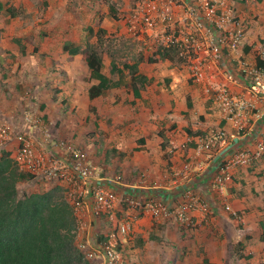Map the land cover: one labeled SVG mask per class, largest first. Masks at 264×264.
<instances>
[{"label":"built area","instance_id":"built-area-1","mask_svg":"<svg viewBox=\"0 0 264 264\" xmlns=\"http://www.w3.org/2000/svg\"><path fill=\"white\" fill-rule=\"evenodd\" d=\"M159 1L147 0L128 20L127 32L144 41L157 33V18L163 24L175 16L171 25H176L180 35L168 39L163 46L179 48L188 63L189 80L204 85L221 121L231 123L236 129L234 138L246 144L254 143L253 149L237 147L226 158L222 148L228 135L223 128L217 129L199 139L194 157L182 165L178 175L186 180L205 176L210 170L212 184L222 193L231 179V169L248 167L264 154V108L252 113L255 110L252 100L259 96L264 99V39L255 43L251 62H237L236 70L220 72L224 62L232 65L227 56L235 55L245 40L246 28L238 14L225 0H179L185 9L182 16L169 12ZM218 72L221 84L213 82ZM234 72L245 82L241 96L232 88L238 84ZM251 115L259 125L246 129L244 123ZM15 123L12 120L0 122V150L15 141L11 157L20 173L31 176L32 180L64 188L75 215L76 246L90 262L125 264L121 246L132 232L136 218L130 212L139 210L140 214L147 213L154 218L174 212L181 223L190 226L189 211L208 210V205L195 199L190 192L175 211L167 204L141 203L135 199V191L143 189L144 175L138 176V183L128 184L123 183L121 174H107L80 146L55 139L50 123L31 110L23 112L20 126ZM119 208L124 214L122 219L116 216ZM224 210L236 221L241 220L239 213L229 205H225ZM103 226L107 229L96 231Z\"/></svg>","mask_w":264,"mask_h":264},{"label":"rangeland","instance_id":"rangeland-1","mask_svg":"<svg viewBox=\"0 0 264 264\" xmlns=\"http://www.w3.org/2000/svg\"><path fill=\"white\" fill-rule=\"evenodd\" d=\"M93 1L97 2L95 8L97 12L95 16L90 13V11L93 10L92 7H90L92 10L88 8L90 3L88 2L84 4L83 0H2L5 5V9L0 15L2 23H4V20L8 17L6 12L8 5H10L9 7H14L16 10H19V13L13 20L15 23L12 24V26H8L6 29L7 31H4L3 35L0 37V54L5 57V60L0 62V69L2 70L0 72V92L2 91L3 94L7 96V103L10 102V104H19L26 101L25 98H30V101L37 103V116L45 120L46 123H50L55 139L61 138L72 141L74 144L80 146V148L92 158L94 157V161H98L101 158L109 160L110 164L114 162L113 164L115 166L112 170L115 174H122V181L123 183H126L132 179V177L135 180V176L138 177V172H132V174L127 176L124 175L123 168L130 167V171H132V167H137L136 164L146 162L147 158L145 154H138L137 152L141 146L140 136L142 130H139L140 127L136 128L135 120L142 116V114L138 115L140 112L137 109L138 107L141 108V98L137 99L138 105H136L135 101L132 103L130 99L133 97L131 96L130 91L124 87H120L115 88L110 92L111 100L104 102V99L101 98V100L95 104H91L90 102V104L88 102L86 103L84 95L87 94V90L90 87L87 71L79 67V65L83 64L81 60H73L72 62L70 60L65 63V65L63 64V66H57L59 69L58 73H61L62 70L64 75L57 74L56 77H53L55 79L53 80L50 89L44 85L42 86L46 92V97L42 98L48 103L47 110L43 111V109L40 108L41 102L35 98L33 99L31 96V94H34V91H38L37 89L33 91V89L37 85L39 86L41 81L38 79L39 77L32 79V72L38 69V65L40 68L44 66V62H42L43 59H39L38 57L43 53L42 49H44L45 42L50 39H61L60 41L69 39L72 40V42L82 43L84 45L87 41L86 36L90 33L89 42L95 43V33L101 28L104 31L103 40L105 44L110 46V50L112 49V51L116 52V61L118 65H122L124 63H134L136 58L140 55L145 59L153 57V51L156 46L166 45L168 39L177 37L180 34L177 33L176 25H171V21L176 19L175 16H173V20L163 24L157 18L156 24L159 28L157 33H154L151 38H145L144 41L137 40L127 32L126 26L130 17L133 16L136 11H139L145 5L147 0ZM225 2L242 19L246 28L245 33L250 29V32H248L250 36L249 39L255 37H257V41L264 39V0H262L261 3H258L255 0H225ZM159 4H161V6L164 4L163 7L169 9V12H173L175 15L180 14L182 16L185 10L179 0H160ZM110 6L114 7L116 11L115 15L118 20H112L108 14H104L103 12L104 18L99 22L101 11H103V9L108 11ZM81 20H84L80 22L82 28H67L64 26L65 30H57L56 32L53 30V32L51 31L56 25H62L64 23L66 25H71L73 21L77 22ZM85 22L88 23V26ZM90 28L91 32H89ZM262 30L263 32L261 33L260 31ZM55 33H58V36H55ZM19 34L21 38H18V43H12L10 39ZM181 37H185V35H182ZM19 56L20 59H17ZM187 66L188 63L177 68L167 62L155 64L144 62L141 65V71L154 77V83L152 85L154 89L157 85H162L165 88H168V86L171 85V82H173V79L170 76V78H168V76L165 75L175 71V74H177L174 81L175 87L178 89L180 88V92L182 93L181 96L177 97L175 103L178 104L179 102L184 106L182 108H185L187 107V101L189 98L185 93L187 91L186 87L189 86L191 81L187 77ZM110 78L113 81H117L119 76L114 74L111 75ZM130 81V74L125 71L123 82L129 83ZM157 81L159 82L156 83ZM42 87H40L41 90ZM55 89L59 91L58 94L55 92ZM145 91L146 89L142 90V92ZM23 92L27 93L25 98L22 95ZM8 93L10 94L9 97L7 95ZM48 97H51L50 99L53 101L50 102ZM68 97H72V99L70 100ZM23 112L24 111L17 113L11 112L10 115H8L7 112H0V121L12 120L17 122L18 119L21 120ZM210 112L214 113L213 110H210ZM149 114L150 115L148 116H151V114L154 113L150 112ZM153 121L154 120L150 121V124L144 126L143 134L146 132L145 130H147L148 126L152 124L156 125ZM17 125L19 126V124ZM156 127L157 129L155 131H166L160 125H157ZM22 129L24 130L23 127ZM180 134L181 132H179V135ZM116 143L121 144L122 146L123 150H121L120 154L116 153V148H111L116 147ZM153 144V142H150V150L155 153V156L154 154L152 155V159L156 164L159 163L162 169L168 170L171 165V157H168L166 152L160 154L159 152L161 151H159V149V152L156 153L157 150L153 149L155 146V144L154 146ZM169 172L170 171H168V173ZM47 184L48 183L36 180H34L32 184L22 182L18 187L19 194L22 196L24 194H31L45 190ZM161 191H164L163 188L155 190L153 194L148 191L147 194L145 188H143V190L138 189L135 191V199L141 203L153 201L161 204L162 201H164L163 198L162 200L158 199V195ZM204 202L208 204L207 200H204ZM215 207V205L208 204V210L206 211L205 217L211 216L212 214L209 213H213ZM119 209V211L116 210V216L122 219L124 214L123 211H121V208ZM130 213H132L131 216L136 217L135 222L143 217L139 210ZM104 223L105 222L103 221L102 224ZM195 228L196 231L189 230V233L184 234H181V231L183 232L182 229L180 232L177 230H174V232L172 231V234L175 233L176 235H179L181 240L186 242L185 244L182 243L184 246L180 247L186 248L187 250L185 253H189L188 255L185 254V259L183 258L184 256H182L183 254H178L175 258L173 257L172 260L174 261V264H198V261H201V259L205 260L204 258L210 245L207 244L206 241L203 242L204 238H202L201 235L203 233L199 229V226L196 225ZM207 228L212 227L208 226ZM96 231L98 230L96 229ZM212 232L214 234L213 230ZM131 235L132 234L130 233L126 238H129ZM215 235H217V232H215ZM217 240L220 239L217 237ZM167 242H170L172 245L167 246ZM158 243L160 244L159 246L166 247L168 250L170 247L174 248L178 246L181 241L179 240L176 245V240L173 241L170 238L165 239L164 236H162ZM166 248H164V254H161L162 256H159L160 253L158 252V257L156 251H153L152 249L148 252L138 250L133 251L129 253V255H123L124 263L164 264L165 258H168L164 256ZM230 249L232 250V248L227 246V250ZM235 262V260L233 262L228 261L226 264H236ZM93 263L101 264L96 262ZM207 264L213 263L209 262Z\"/></svg>","mask_w":264,"mask_h":264},{"label":"crops","instance_id":"crops-1","mask_svg":"<svg viewBox=\"0 0 264 264\" xmlns=\"http://www.w3.org/2000/svg\"><path fill=\"white\" fill-rule=\"evenodd\" d=\"M83 1L84 4L88 2L90 3L88 5V8L90 10L93 9L92 11H90V13L95 16L97 12L95 10L97 2H94L93 0ZM0 3L2 5V10H0L1 15V13L5 9V5L2 0H0ZM9 6L10 5H8V8H10ZM90 7H92V9ZM8 8H6V12ZM103 12L104 14H108V11L104 9L100 14H103ZM14 19L10 20L9 15L4 20V23H2L0 19V37L1 35H3L4 31H7L6 29L8 26H12V24L15 23L13 21ZM8 20L9 23L7 24L6 21ZM82 21L84 20L77 21L78 23L73 21L71 25H66L65 23L62 25H56L55 28L51 29V31L53 30L56 32L57 30H65V27L82 28V24L80 23ZM86 22L85 24H87L88 26V23ZM248 32H250V29L245 33L244 43L241 45L237 53L235 55L232 54L227 56V59L229 60V62H231L232 65L224 62L223 66L220 69V72L225 71L226 69L234 71L237 69V62H251L254 59V45L257 42V37L249 39L250 36ZM260 32L262 33L263 30ZM55 36H58V33H55ZM18 38H21L20 34L16 35L10 40L12 43H18ZM60 40L50 39L45 42L44 49H42L43 53L38 57L39 59H43L42 62H44V66L40 68V66L38 65V69L36 68L37 70L32 72V79L39 77L38 79H40L41 81L39 83V86L37 85L33 89V91L35 89H37L38 91H34V94H31V96L33 99L35 98L36 100L41 102L40 108H42L43 111L47 110L48 103H46V101L42 98L46 97V92L42 86L44 85L45 87H48L50 89L52 82L55 79L53 77H56L57 74L64 75V72L62 70L61 73H58V65L63 66V64L65 65V63L69 62L70 60L71 62L73 60H81L83 64L79 65V67L85 69L89 77V70L86 67L82 55L79 54L73 56L72 58H68L67 55L63 52V46L66 43H71L74 45L83 44L72 42V40L69 39H64L62 41ZM17 59H20V56ZM3 60H5V57L0 54V62H2ZM141 65L142 63L139 66V73L146 76L148 79H152L153 81L150 85L139 89V98H135L134 92L130 91L131 96L133 97L130 99V101H132V103L135 101L136 105H138L137 99L141 98L142 101L141 108L138 107L137 109L140 112V114L138 115L142 114L143 118L141 116L139 117V119L135 120L136 128L140 127L139 130H142L140 136L141 146L137 152L138 154H145L147 158L146 162L136 164L137 167H132V171H130V167H124V175L129 176L130 174H132V172L136 171L138 172V176L140 174L144 175L142 179L144 180L143 188L147 190V194L148 191L149 193L153 194L155 190L163 188L164 191H161L159 193L158 199L162 200L163 198L164 201H162L161 204H167L168 207L172 208L174 211L178 207L182 206L184 198L189 192L195 199H198L202 202H204V200H207L208 204L215 205L216 207L213 213H209L212 215L206 217V212H202L197 209H192L191 211H189L187 217L191 221L190 226H186L181 223V221H179L174 216V212L167 216L161 215L157 218H154L147 213H143V217L135 222V225L131 232L132 235L129 238H125L123 240V244L121 246L123 255H129V253L137 250L148 252L152 249L153 251H156L157 257L158 252L160 253L159 256H162L164 254V248L166 247L159 246L160 244L158 243V241L162 238V236H164L165 239L170 238L173 241L176 240V245L178 244L179 240L181 241V243L174 248L170 247V249L168 250L166 248V253L164 256L168 258H165L164 264H174V261L172 260L173 257L175 258L176 255L183 254L182 256H184L183 258L185 259V252L187 249L184 247H180L184 246L182 245V243L185 244L186 242L182 241L179 235H176L175 233L172 234V231L174 232V230H177L180 232L182 229L183 232L181 231V234L189 233V230L196 231L195 226L198 225L199 229L203 233L201 234L202 238H204L203 242L206 241L207 244L210 245V248L206 252L204 258L208 261V263L210 262L213 264H226V262H233L234 260L236 261V264L264 263V154L259 160L253 162L248 167H235L231 169V179L228 183H226L222 193H219L216 190L215 186L212 184V175H210V170L206 172L205 176L197 175L188 180L184 179L181 175H178L180 174L182 165L186 161L194 157V149L197 146L199 139L209 134L211 131H216L217 129L222 128L226 131L228 138L226 139V144L223 145L222 148V153L226 155V158L230 156L231 153L236 151L237 147H248L253 149L254 143L246 144V142H242L241 140L234 138V136L236 135V129L231 123H225L224 121H221L219 111L209 100V97L204 91L203 84H195L190 81L189 86L186 87L187 91L185 92L189 96V98L187 97V107L182 108L184 106L179 102L178 104L175 103L177 97L182 95V93L180 92V88L178 89L175 87L174 81L177 77V74H175L176 72L172 71L171 73H167L165 75L168 76V78L171 77L173 79V82H171L170 85L171 87L168 86V88H165L162 85H157L154 89L152 86L154 83V77L141 71ZM108 70L109 60H106L104 73L107 76H109ZM1 71L2 70L0 69V72ZM234 74L237 78L238 84L236 86H232V88L236 91L237 94L241 96L245 88V82L240 77H238L235 72ZM187 77L189 78L188 70ZM158 82L159 81H157L156 83ZM213 82H215V84L222 83V78L219 76V72L216 74V78L213 79ZM89 84L90 86H92L96 85L97 82L94 80H89ZM40 87H42L44 93ZM145 89L146 91L142 92V90ZM1 92V113L7 112V114L10 115L11 112L17 113L20 111L31 110L35 113V115H38V111L36 109L37 103H33L32 101H30V98H25V96H27V93H22L26 101L14 105L10 104V102L7 103V96L4 95L3 92ZM7 95L8 97L10 96L9 93ZM48 98L50 102L53 101L52 99H50L51 97ZM68 98L70 100L72 99V97ZM84 98L86 103L90 102L91 104L99 102L101 98L104 99V102H106L107 100H111L110 93H108L106 97H99L94 100H89L87 94L84 95ZM252 103L255 108V110L252 112L253 114L255 112L261 111L264 108V99L261 96L253 99ZM210 110H213L214 113L210 112ZM150 112H153L154 114L148 116L150 115ZM152 120H154L153 123H155L156 125L152 124L148 126L147 130H145L146 132H144L143 134L144 126L146 124H150L149 122ZM19 121L20 119H18L16 123L20 124ZM254 124L259 125L258 122H255L254 115H251L249 119L245 121L244 126L247 129L249 127H252ZM157 125H160L166 131H155L157 129ZM179 132H181L180 135ZM160 135H163L166 142L165 148L163 149L161 147V144L164 142V140L160 137ZM150 142H153L155 144V146L153 144V149L157 150L156 153L159 151H161L159 152L160 154L166 152L168 154L167 156L171 157V165L168 170L162 169L161 165L159 163L156 164L152 159V155L154 154L155 156V153L151 152L150 150ZM15 146L16 142L14 141L12 144L8 145L5 150H0V157L3 152L11 154ZM115 146L116 147L111 148H116V153L120 154L121 150H123L121 144L116 143ZM94 162L98 164L102 169H104L107 174H115L112 170V168H114L115 166L113 164L114 162L110 164L109 160L101 158L98 161ZM168 171L170 172L168 173ZM135 178V180L133 179V177L130 180L128 179L129 181H127L126 183H138L139 178L136 176ZM33 182L34 180H30L24 183L32 184ZM51 187L53 186L47 184L45 190H48ZM225 205H229L233 210L237 211L241 216V220L236 221L235 219H233L231 215L224 210ZM208 226H211L212 228H207ZM103 229L106 230L107 227L103 226L102 229L98 228L97 232H101L103 231ZM212 230L214 231V234ZM215 232H217V235H215ZM217 237L220 240H217ZM167 243V246L172 245L170 242ZM227 246L232 248V250H227ZM202 263H204L203 259H201V261H198V264Z\"/></svg>","mask_w":264,"mask_h":264},{"label":"trees","instance_id":"trees-1","mask_svg":"<svg viewBox=\"0 0 264 264\" xmlns=\"http://www.w3.org/2000/svg\"><path fill=\"white\" fill-rule=\"evenodd\" d=\"M18 12L12 7L7 9L10 20ZM115 13L114 7L110 6L108 15L117 21ZM103 18L104 15L100 14L99 22ZM103 34V29L99 28L95 33V43L89 42V33L84 45L66 43L63 46V52L68 58L82 55L89 70V80L97 82L88 88L89 100L106 97L111 90L120 87L134 92V97L139 98V89L153 81L139 73L141 63L168 62L179 68L187 62L177 46L158 45L153 51V57L145 59L140 55L132 64L118 65L116 52L105 44ZM106 60H109V76L104 73ZM125 71L130 74L129 83L123 82ZM114 74L119 76L117 81L110 78ZM55 92L58 94L59 91ZM160 137L164 140L163 135ZM165 143L164 140L162 149L165 148ZM30 180L31 176L18 171L11 154L3 152L0 157V264H93L76 246L75 215L65 197L64 188L53 186L48 190L21 196L18 185ZM204 263L207 264L208 261L204 260Z\"/></svg>","mask_w":264,"mask_h":264},{"label":"bare ground","instance_id":"bare-ground-1","mask_svg":"<svg viewBox=\"0 0 264 264\" xmlns=\"http://www.w3.org/2000/svg\"><path fill=\"white\" fill-rule=\"evenodd\" d=\"M170 48V47H169ZM173 50H175V49H173ZM184 60V59H183Z\"/></svg>","mask_w":264,"mask_h":264}]
</instances>
